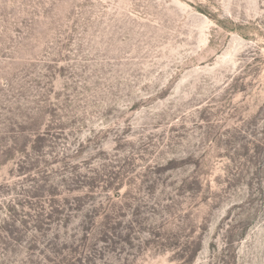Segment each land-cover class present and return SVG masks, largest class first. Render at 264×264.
<instances>
[{"label":"rangeland","instance_id":"obj_1","mask_svg":"<svg viewBox=\"0 0 264 264\" xmlns=\"http://www.w3.org/2000/svg\"><path fill=\"white\" fill-rule=\"evenodd\" d=\"M0 264H264V0H0Z\"/></svg>","mask_w":264,"mask_h":264}]
</instances>
